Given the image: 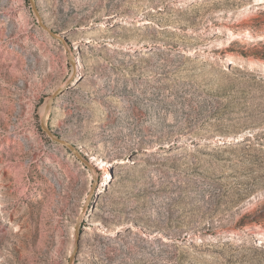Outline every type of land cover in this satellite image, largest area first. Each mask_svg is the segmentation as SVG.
<instances>
[{
  "label": "rangeland",
  "instance_id": "374dc122",
  "mask_svg": "<svg viewBox=\"0 0 264 264\" xmlns=\"http://www.w3.org/2000/svg\"><path fill=\"white\" fill-rule=\"evenodd\" d=\"M35 1L0 0V264H264V0Z\"/></svg>",
  "mask_w": 264,
  "mask_h": 264
},
{
  "label": "water",
  "instance_id": "95a60500",
  "mask_svg": "<svg viewBox=\"0 0 264 264\" xmlns=\"http://www.w3.org/2000/svg\"><path fill=\"white\" fill-rule=\"evenodd\" d=\"M30 1H31V3H32V6H33L34 10L38 13V10H37V7H36V1H35V0H30ZM60 91H61V90L56 91V92L51 96L50 100L48 101V103H47V107H46V113H45V115H44L43 118H42V126H43L44 130H45L50 136H52V138H53L55 141L60 142V143H64V144L68 145L69 147H71L72 149H74V148L72 147V145H71L68 141H66V140H64L63 138L58 137V136H56L55 134H53L52 130H51V129L48 127V125H47V114L49 113V111H50V109H51V106H52V103H53L55 97L60 93ZM75 151H76V150H75ZM76 152H77V151H76ZM77 153H78V152H77ZM89 200H90V198H89ZM88 202H89V201H88Z\"/></svg>",
  "mask_w": 264,
  "mask_h": 264
},
{
  "label": "bare ground",
  "instance_id": "6f19581e",
  "mask_svg": "<svg viewBox=\"0 0 264 264\" xmlns=\"http://www.w3.org/2000/svg\"><path fill=\"white\" fill-rule=\"evenodd\" d=\"M73 62L76 64V66H77L78 64L81 65V62H80V60H79L78 57H74ZM73 69H74L75 73H77V69H78V67H74ZM78 81H79V80L76 78L74 84H76Z\"/></svg>",
  "mask_w": 264,
  "mask_h": 264
}]
</instances>
